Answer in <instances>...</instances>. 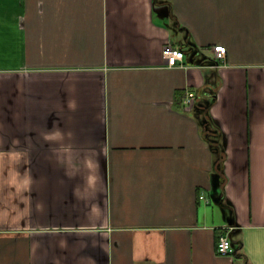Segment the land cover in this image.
<instances>
[{
	"label": "crops",
	"instance_id": "1",
	"mask_svg": "<svg viewBox=\"0 0 264 264\" xmlns=\"http://www.w3.org/2000/svg\"><path fill=\"white\" fill-rule=\"evenodd\" d=\"M0 13V264H264V0Z\"/></svg>",
	"mask_w": 264,
	"mask_h": 264
},
{
	"label": "built area",
	"instance_id": "2",
	"mask_svg": "<svg viewBox=\"0 0 264 264\" xmlns=\"http://www.w3.org/2000/svg\"><path fill=\"white\" fill-rule=\"evenodd\" d=\"M214 52H215L216 59L220 61L226 58L227 48L222 45L215 46ZM164 55H165V58L167 59V64L171 67L179 65V61L183 60V58L185 57V53L182 50L174 48L170 43H168L165 46ZM196 95L197 94L195 90L188 91L187 96L184 101L186 108L189 109L194 106ZM201 197L204 198L203 195ZM217 251L221 255H229L233 252L232 240L227 230L223 231L219 235Z\"/></svg>",
	"mask_w": 264,
	"mask_h": 264
},
{
	"label": "snow or ice",
	"instance_id": "3",
	"mask_svg": "<svg viewBox=\"0 0 264 264\" xmlns=\"http://www.w3.org/2000/svg\"><path fill=\"white\" fill-rule=\"evenodd\" d=\"M10 2V0H0V6L3 4ZM2 35H3V15L0 13V40H2Z\"/></svg>",
	"mask_w": 264,
	"mask_h": 264
},
{
	"label": "bare ground",
	"instance_id": "4",
	"mask_svg": "<svg viewBox=\"0 0 264 264\" xmlns=\"http://www.w3.org/2000/svg\"><path fill=\"white\" fill-rule=\"evenodd\" d=\"M225 59H226V58H225ZM225 59H223V60H220V61H224ZM218 61H219V60H218ZM220 61H219V62H220Z\"/></svg>",
	"mask_w": 264,
	"mask_h": 264
}]
</instances>
